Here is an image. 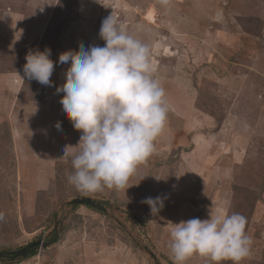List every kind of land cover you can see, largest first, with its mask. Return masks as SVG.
<instances>
[{
  "label": "rangeland",
  "instance_id": "1",
  "mask_svg": "<svg viewBox=\"0 0 264 264\" xmlns=\"http://www.w3.org/2000/svg\"><path fill=\"white\" fill-rule=\"evenodd\" d=\"M112 12L150 46L168 114L127 191L85 194L62 158L81 133L55 91L68 67L56 62L81 43L104 46ZM45 48L52 87L21 78L26 54ZM263 183L264 0H0V252L50 240L59 225L49 248L0 264H173L170 222L207 219L212 204L247 217L240 264H264ZM81 196L109 202L108 213L68 203ZM157 196L164 207L152 215L141 201ZM186 264L214 262L194 254Z\"/></svg>",
  "mask_w": 264,
  "mask_h": 264
},
{
  "label": "clouds",
  "instance_id": "2",
  "mask_svg": "<svg viewBox=\"0 0 264 264\" xmlns=\"http://www.w3.org/2000/svg\"><path fill=\"white\" fill-rule=\"evenodd\" d=\"M158 3L167 5L169 0ZM98 35L104 46L86 48L81 43L79 51L62 52L56 62L68 67L65 82L55 91L64 94L59 101L62 110L81 133L78 144L66 146L62 158L70 159L74 169L68 182L85 194L127 191L130 178L154 152L168 114L150 46L131 34L113 12L102 20ZM50 56V48L30 50L21 78L52 87L55 63ZM55 127L60 130V122ZM164 199L148 197L141 203L158 215ZM208 216L170 222L168 248L173 264H186L194 254L214 264H240L250 255L252 239L246 232V216L228 214L226 208L214 204Z\"/></svg>",
  "mask_w": 264,
  "mask_h": 264
},
{
  "label": "water",
  "instance_id": "3",
  "mask_svg": "<svg viewBox=\"0 0 264 264\" xmlns=\"http://www.w3.org/2000/svg\"><path fill=\"white\" fill-rule=\"evenodd\" d=\"M68 203L70 205H72L73 207H76V206L92 207V208H95L97 210H100L103 213H108L107 207L111 206V204L107 201H99V200L94 199L92 197H86V196H81L79 198H75ZM52 233H54V237L51 238L50 240H45L44 238H42L38 241H35V242L29 244L28 246H26L24 248L19 249V250L1 251L0 252V261L7 260V259L11 260V261H17L19 259L25 260V259H28L31 254L37 253L40 249L49 248L54 242H56V240L59 237L58 222L55 223L54 230ZM143 250L145 251V253H147L148 255L153 257V253L148 248H144ZM153 259H154L155 264H161L155 257H153Z\"/></svg>",
  "mask_w": 264,
  "mask_h": 264
},
{
  "label": "trees",
  "instance_id": "4",
  "mask_svg": "<svg viewBox=\"0 0 264 264\" xmlns=\"http://www.w3.org/2000/svg\"><path fill=\"white\" fill-rule=\"evenodd\" d=\"M234 190H236L237 191V187H235V189ZM261 194L260 195H263V193H264V183H263V187H262V190H261V192H260ZM76 207H78V206H76ZM88 207V206H87ZM88 208H90V209H93V210H96V211H98V212H101L100 210H97V209H95V208H92V207H88ZM36 253H33V254H31L30 255V257H32V256H34ZM19 261H22V259H19Z\"/></svg>",
  "mask_w": 264,
  "mask_h": 264
},
{
  "label": "bare ground",
  "instance_id": "5",
  "mask_svg": "<svg viewBox=\"0 0 264 264\" xmlns=\"http://www.w3.org/2000/svg\"><path fill=\"white\" fill-rule=\"evenodd\" d=\"M85 7H83V10H84ZM87 10V8H85ZM25 43V42H24ZM157 50V49H156ZM156 69V68H155Z\"/></svg>",
  "mask_w": 264,
  "mask_h": 264
}]
</instances>
